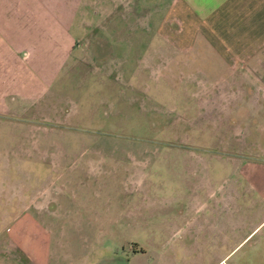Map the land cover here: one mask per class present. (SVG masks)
Returning a JSON list of instances; mask_svg holds the SVG:
<instances>
[{
  "label": "rangeland",
  "instance_id": "374dc122",
  "mask_svg": "<svg viewBox=\"0 0 264 264\" xmlns=\"http://www.w3.org/2000/svg\"><path fill=\"white\" fill-rule=\"evenodd\" d=\"M166 1L0 0V264H163L192 162L217 180L264 146V51L213 72L166 34L148 51ZM234 244L189 264H264Z\"/></svg>",
  "mask_w": 264,
  "mask_h": 264
},
{
  "label": "crops",
  "instance_id": "0c3cea01",
  "mask_svg": "<svg viewBox=\"0 0 264 264\" xmlns=\"http://www.w3.org/2000/svg\"><path fill=\"white\" fill-rule=\"evenodd\" d=\"M164 9L154 33L162 39L166 34L178 48H195L208 72L243 67L264 51V0H167ZM245 130L243 136H253L256 129L249 125ZM249 149L253 150L237 152V159L224 162L225 174L217 180L199 175L192 162L186 192L177 196L186 200L185 209L176 208L171 216V238L177 243L168 256L164 252L160 257L163 264H189L196 247L211 241L224 249L228 242L236 243L234 249L264 244V146ZM130 251L144 254L136 246ZM228 254L220 251L216 264H226ZM202 256L200 250L196 261H203Z\"/></svg>",
  "mask_w": 264,
  "mask_h": 264
},
{
  "label": "flooded vegetation",
  "instance_id": "af4514ba",
  "mask_svg": "<svg viewBox=\"0 0 264 264\" xmlns=\"http://www.w3.org/2000/svg\"><path fill=\"white\" fill-rule=\"evenodd\" d=\"M141 1V0H139ZM147 1V0H145ZM149 1H154V0H149ZM141 3V2H140ZM103 33V32H102ZM100 34V33H99ZM94 37L90 38V50L92 55L96 56H112V50L114 47V44L111 42L113 41L112 39H107L106 36L97 35V33H94ZM155 42L152 43H146L144 47H146L149 51V48L151 49H157L161 47L162 45H165L164 40L158 35H154ZM160 118V117H159ZM162 121H157L158 124H160ZM151 125V124H150Z\"/></svg>",
  "mask_w": 264,
  "mask_h": 264
}]
</instances>
